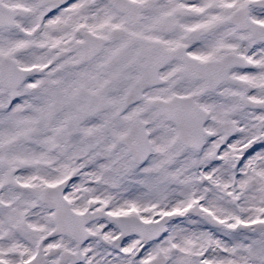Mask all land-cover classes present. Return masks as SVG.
<instances>
[{
	"label": "snow or ice",
	"instance_id": "obj_1",
	"mask_svg": "<svg viewBox=\"0 0 264 264\" xmlns=\"http://www.w3.org/2000/svg\"><path fill=\"white\" fill-rule=\"evenodd\" d=\"M0 264H264V0H0Z\"/></svg>",
	"mask_w": 264,
	"mask_h": 264
}]
</instances>
